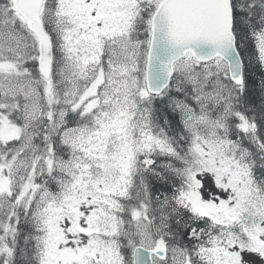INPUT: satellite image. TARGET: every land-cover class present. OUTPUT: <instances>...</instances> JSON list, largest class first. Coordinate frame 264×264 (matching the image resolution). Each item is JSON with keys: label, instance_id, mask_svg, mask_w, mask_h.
<instances>
[{"label": "snow or ice", "instance_id": "6c2138e0", "mask_svg": "<svg viewBox=\"0 0 264 264\" xmlns=\"http://www.w3.org/2000/svg\"><path fill=\"white\" fill-rule=\"evenodd\" d=\"M0 264H264V0H0Z\"/></svg>", "mask_w": 264, "mask_h": 264}]
</instances>
